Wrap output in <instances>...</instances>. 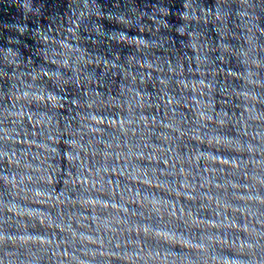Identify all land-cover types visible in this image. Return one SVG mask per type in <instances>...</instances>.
I'll return each instance as SVG.
<instances>
[{
	"label": "clouds",
	"instance_id": "1",
	"mask_svg": "<svg viewBox=\"0 0 264 264\" xmlns=\"http://www.w3.org/2000/svg\"><path fill=\"white\" fill-rule=\"evenodd\" d=\"M0 264H264V0H0Z\"/></svg>",
	"mask_w": 264,
	"mask_h": 264
}]
</instances>
